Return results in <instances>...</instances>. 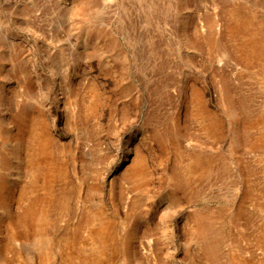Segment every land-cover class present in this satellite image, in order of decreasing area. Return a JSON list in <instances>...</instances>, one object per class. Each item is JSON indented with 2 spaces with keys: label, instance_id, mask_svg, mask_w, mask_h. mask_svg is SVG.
I'll list each match as a JSON object with an SVG mask.
<instances>
[{
  "label": "rangeland",
  "instance_id": "374dc122",
  "mask_svg": "<svg viewBox=\"0 0 264 264\" xmlns=\"http://www.w3.org/2000/svg\"><path fill=\"white\" fill-rule=\"evenodd\" d=\"M0 264H264V0H0Z\"/></svg>",
  "mask_w": 264,
  "mask_h": 264
},
{
  "label": "bare ground",
  "instance_id": "6f19581e",
  "mask_svg": "<svg viewBox=\"0 0 264 264\" xmlns=\"http://www.w3.org/2000/svg\"><path fill=\"white\" fill-rule=\"evenodd\" d=\"M80 4H84L85 0H79ZM17 122H18V133L20 135V140L18 141L19 144H22L24 142L25 145V156H24V160H23V164L24 165V170L27 174H31L32 170H33V165H34V156L35 153L38 152V150H42V144L41 142L38 141H33V142H29L27 136L25 137L24 132H25V128L28 124V119H27V115L24 114L23 111H21L18 115H17ZM34 134H36V130L33 131V129H30V136L34 139ZM36 145V146H35ZM137 165V160L134 161V165ZM28 214V212H27ZM28 216V215H27ZM86 222H88L86 220ZM93 233L91 234V236L93 237Z\"/></svg>",
  "mask_w": 264,
  "mask_h": 264
}]
</instances>
